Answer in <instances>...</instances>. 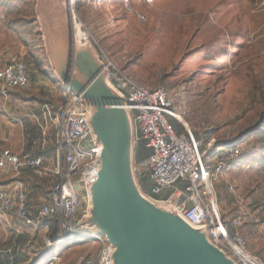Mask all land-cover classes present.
I'll return each instance as SVG.
<instances>
[{
  "label": "rangeland",
  "instance_id": "obj_1",
  "mask_svg": "<svg viewBox=\"0 0 264 264\" xmlns=\"http://www.w3.org/2000/svg\"><path fill=\"white\" fill-rule=\"evenodd\" d=\"M40 1L0 0V41L3 27L5 40L12 31L6 23L27 22L37 44L30 42L34 63H29V74L37 67L60 90L62 85L41 56L42 38L51 37V32L40 13ZM65 2L48 1L51 19L63 37L69 33ZM71 6L76 14V26H71L74 41L76 30H83L82 44L107 56L138 85L164 87L179 115L174 120L183 131L187 128L198 139L214 137L239 147L241 155L218 182L227 210L220 206L216 190L218 204L225 219L238 208L254 213L256 220L244 224L241 231L247 250L264 261V143L257 130L249 132L257 123L264 124L263 0H73ZM80 41L76 40L77 46ZM133 134L131 175L145 195L140 182L147 172L134 163L138 140L136 131ZM13 224V228L0 227V243L6 236V242L26 244L22 255L27 257L11 262L6 255L0 264H47L52 255L53 264H74L97 249L88 242L66 240L42 253L45 242L55 238L51 222L50 229H19ZM16 229L24 235L17 238Z\"/></svg>",
  "mask_w": 264,
  "mask_h": 264
},
{
  "label": "built area",
  "instance_id": "obj_2",
  "mask_svg": "<svg viewBox=\"0 0 264 264\" xmlns=\"http://www.w3.org/2000/svg\"><path fill=\"white\" fill-rule=\"evenodd\" d=\"M97 57L106 71L108 85L123 99L120 107L132 115L136 140L141 139L149 149L148 158L136 165L147 172L152 193L161 196L155 199L162 202L173 199V212L191 226L205 229L210 243L237 264H264L260 257L247 250L241 231L244 224L256 220L254 213L238 208L232 218L225 219L218 204L216 185L240 156L239 147L234 143L225 145L227 140L214 137L198 139L187 128L176 131L170 120L179 119V115L164 87L138 85L107 56L97 54ZM29 85L23 61L14 60L0 68L3 97L13 89H26ZM59 91L61 102L44 106L50 122L49 127L43 125L44 134L46 129H51L55 144V158L50 168L45 167L47 158L43 155L30 151L15 153L0 147V170L14 177L13 185L0 184V211L35 229H50L48 222L55 219V238L45 242L44 252L51 251L58 241H84L96 245L97 249L78 257L74 264H112L113 246L87 223L89 188L100 168V144L88 121L93 106L69 85L62 84ZM25 169L51 176L48 200L37 208L28 204L25 184L19 178ZM55 259L52 255L46 262L53 264Z\"/></svg>",
  "mask_w": 264,
  "mask_h": 264
},
{
  "label": "water",
  "instance_id": "obj_3",
  "mask_svg": "<svg viewBox=\"0 0 264 264\" xmlns=\"http://www.w3.org/2000/svg\"><path fill=\"white\" fill-rule=\"evenodd\" d=\"M48 1L41 0L39 10L51 32L44 38L50 63L62 83L93 106L88 121L100 144V168L89 188L87 223L113 246L112 264H237L210 243L205 229L191 226L173 212V199L162 202L142 195L131 175V125L128 112L120 107L123 99L108 85L96 54L90 72L80 69L79 55L91 50L77 46L73 39L68 0L69 33L64 37L51 19ZM64 53L69 57L67 67L61 64Z\"/></svg>",
  "mask_w": 264,
  "mask_h": 264
},
{
  "label": "crops",
  "instance_id": "obj_4",
  "mask_svg": "<svg viewBox=\"0 0 264 264\" xmlns=\"http://www.w3.org/2000/svg\"><path fill=\"white\" fill-rule=\"evenodd\" d=\"M11 30L12 31L7 32L9 33V38L5 40L6 32L4 27L2 28L4 34L0 41V68L14 60L23 61L27 66L30 85L26 89H13L7 92L4 97L0 93V147L10 148L15 153L30 151L34 155H43L47 158L45 167L50 168L55 158V144L51 136V129H46L44 134L43 125H47V127L50 126L49 118L44 113V106L45 104L49 106L58 105L62 100L61 92L57 89L52 79L39 73L37 67H34L35 73L30 72L29 74V63L30 65L32 64L31 61L34 63V49L30 45V42L36 44L34 37H30L29 27L27 26L26 29H24L16 24ZM26 31H28V33H26ZM27 38L29 40L28 43L25 44L24 40ZM43 46L45 49L43 55H41L40 52L39 54L46 63H49L55 73L56 80L62 85V81L59 79L55 69L50 63V54L46 50L45 42ZM14 48L18 49V51H15ZM94 54H96V51H89V53L85 52L79 55L78 65L81 70L90 72L93 63L92 55ZM68 59L69 57L66 53L62 54L61 64L63 67H67ZM25 60L28 63H26ZM128 116L130 118L131 135H134L133 133L135 131L137 132V130L133 124L132 115L128 113ZM132 142L134 144L135 141L132 140ZM19 178L25 184L28 204L32 208H37L47 202L48 191L51 186V176L49 174H35L31 169H25L22 171ZM0 184L11 186L14 184V177L9 172L0 170ZM216 190L221 199L220 206L225 207L227 210L228 207L225 205L222 206L224 198L218 184L216 185ZM167 194L168 193H166V195ZM147 195L149 194L147 193ZM13 222L20 226V228L18 227L19 229L31 228L19 223L12 215L0 211V227L13 228L15 227ZM17 230L18 229H16V232H18V235H16L17 238H20L21 235L19 234H22V236L24 235V233H20V231ZM6 238L5 236L4 243H0V258L9 255V259L12 262L13 260L16 261V259H14L16 257L21 260L27 257L23 256L26 244L20 246L15 242L9 243V241H5ZM27 242H29V240H27ZM43 252L44 251H42V253Z\"/></svg>",
  "mask_w": 264,
  "mask_h": 264
},
{
  "label": "trees",
  "instance_id": "obj_5",
  "mask_svg": "<svg viewBox=\"0 0 264 264\" xmlns=\"http://www.w3.org/2000/svg\"><path fill=\"white\" fill-rule=\"evenodd\" d=\"M6 24L10 28H14V26L16 24H19V26H21L24 29H26L27 26L29 27V24L27 22L23 21L22 19H19L17 22H10L9 21ZM26 33H28V31H26ZM29 33H30V37L31 36L33 37L30 28H29ZM28 40H29L28 38L26 40H24L25 44L28 43ZM22 41H23V39H22ZM170 121L173 124L174 128L176 129V131L183 132V128H182V126L178 122H176L174 119H171ZM252 128L253 129H250L249 132L252 131V130H257V132L259 134L261 133V135L263 136V138L260 140V142L264 143V124H263V122L261 124H258L257 123ZM263 150H264V148H263ZM149 154H150L149 149H147V148L144 147L143 141L138 140V142L136 143V146L134 148V155H133L134 156V163L135 164L141 163L142 161H144L145 159L148 158ZM233 164H234V162H233ZM140 184L142 185V187L145 190V192L148 193L149 195H151L152 197L157 198V199L160 197L159 195H154L152 193L151 188H150V183H149V180H148L147 175H144L142 177V180H141ZM50 222H51V229H52L51 231H54V228H55V219H50L49 222H48V224H50ZM49 228H50V226H49ZM38 258L35 260L36 262L38 261Z\"/></svg>",
  "mask_w": 264,
  "mask_h": 264
},
{
  "label": "bare ground",
  "instance_id": "obj_6",
  "mask_svg": "<svg viewBox=\"0 0 264 264\" xmlns=\"http://www.w3.org/2000/svg\"><path fill=\"white\" fill-rule=\"evenodd\" d=\"M71 4L73 5V0H68V5H69V8H70L69 9L70 10V16H71V25H72V28H73V24H74V28H75L76 23L74 22V18L76 17V14H75L74 9H73L74 6L70 7ZM74 34H75V39L77 40V42H78V40L81 39L80 43L82 45V43L86 40L85 39L86 38L85 32L83 30H76V33H74Z\"/></svg>",
  "mask_w": 264,
  "mask_h": 264
}]
</instances>
